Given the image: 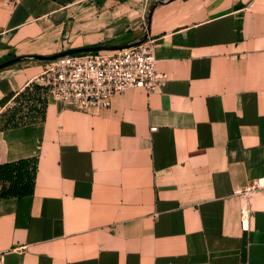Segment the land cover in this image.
Listing matches in <instances>:
<instances>
[{
    "label": "crops",
    "instance_id": "1",
    "mask_svg": "<svg viewBox=\"0 0 264 264\" xmlns=\"http://www.w3.org/2000/svg\"><path fill=\"white\" fill-rule=\"evenodd\" d=\"M145 33L167 76L153 92L87 112L47 97L46 57ZM13 59L0 165L36 175L0 199V264H264V0H0Z\"/></svg>",
    "mask_w": 264,
    "mask_h": 264
},
{
    "label": "built area",
    "instance_id": "2",
    "mask_svg": "<svg viewBox=\"0 0 264 264\" xmlns=\"http://www.w3.org/2000/svg\"><path fill=\"white\" fill-rule=\"evenodd\" d=\"M166 79L165 73L156 71L153 42L146 38L119 50L83 52L51 60L41 85L50 99L74 111L87 112L107 109L111 98L128 88L151 93ZM240 217L242 229L247 230L249 209L243 207Z\"/></svg>",
    "mask_w": 264,
    "mask_h": 264
},
{
    "label": "trees",
    "instance_id": "3",
    "mask_svg": "<svg viewBox=\"0 0 264 264\" xmlns=\"http://www.w3.org/2000/svg\"><path fill=\"white\" fill-rule=\"evenodd\" d=\"M34 87L33 84H31ZM36 87V86H35ZM34 87V88H35ZM24 91L16 96H24ZM41 116V113H36ZM15 113L6 116L4 126H16ZM33 120V119H31ZM36 175V160L21 159L0 165V199L20 198L33 193Z\"/></svg>",
    "mask_w": 264,
    "mask_h": 264
},
{
    "label": "water",
    "instance_id": "4",
    "mask_svg": "<svg viewBox=\"0 0 264 264\" xmlns=\"http://www.w3.org/2000/svg\"><path fill=\"white\" fill-rule=\"evenodd\" d=\"M147 30H148V27H147ZM146 37H147V33H145L143 35V37L137 43L144 41L146 39ZM137 43H135V44H137ZM124 47H128V46L127 45L126 46H116V47L115 46L114 47L99 46V47H90V48H84V49H78V50H70V51L59 53V54L51 56V57H46L45 59L51 61V60H55V59L63 57V56L73 55V54H77V53L96 52V51H102V50H119V49L124 48ZM17 60L18 59L6 61V62L0 64V68L4 67V66H6V65H8L14 61H17Z\"/></svg>",
    "mask_w": 264,
    "mask_h": 264
},
{
    "label": "rangeland",
    "instance_id": "5",
    "mask_svg": "<svg viewBox=\"0 0 264 264\" xmlns=\"http://www.w3.org/2000/svg\"><path fill=\"white\" fill-rule=\"evenodd\" d=\"M10 105H11V107H13V102H11ZM7 109H8V108H6V111H7ZM17 122H18V121H17ZM21 122H22V120H21Z\"/></svg>",
    "mask_w": 264,
    "mask_h": 264
}]
</instances>
